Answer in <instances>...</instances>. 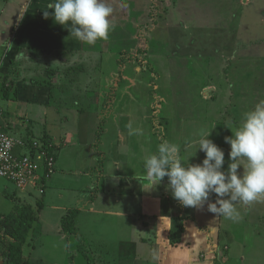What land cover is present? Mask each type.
<instances>
[{
    "label": "rangeland",
    "instance_id": "374dc122",
    "mask_svg": "<svg viewBox=\"0 0 264 264\" xmlns=\"http://www.w3.org/2000/svg\"><path fill=\"white\" fill-rule=\"evenodd\" d=\"M17 1L24 2V6H19V11L15 7L8 10L10 22L14 19L17 22L6 39L8 43L32 44L28 50L36 60L31 64L37 73L40 72H34V77L47 79L46 68L65 72L69 67L80 66L73 82H70V74L62 77L58 72L49 78L55 81L49 84L50 87L54 84L50 106L55 108L47 110L46 121L35 125V135L37 139L48 131L56 137L71 135L76 140L75 146L65 147L59 142L63 139L55 142L62 151L63 162L65 156L70 158L75 151L82 158L92 157L97 152L99 158L92 171L101 174L103 179L99 189L88 190V199L92 200L109 185L116 186L118 176L146 178L143 159L145 155L156 153L158 145L164 141L179 146L185 164H197L205 155L202 151L196 152L198 140L210 132L209 138L224 150V169H227L230 145L225 137L231 136V129L234 131L240 125L244 114L264 99V0H152V3L149 0H106L113 9L112 26L107 39L91 45L71 33L52 29L55 25L43 24L45 30H41L40 25L47 19L44 11H53L47 9L48 2ZM2 29L9 31V24ZM63 35L66 40L56 48L55 39ZM139 48H145L146 53H139ZM10 49L0 48V57L2 52L9 55ZM17 49L15 47L16 52ZM121 60L124 62L122 69ZM6 62L4 59V64ZM28 78L26 75L24 82ZM5 103L0 98V104ZM129 123L143 134L129 135ZM37 139H32L33 146L41 143ZM26 143L18 141L19 147ZM64 148L70 152L63 151ZM85 161H69L74 171L64 174L68 183L85 185L87 179L77 173V167L85 165ZM114 162H119V167ZM39 178V175L30 178L29 183L21 187L10 180L13 190L19 191L14 194L18 200L9 203L6 197L0 196V217L12 213L15 206H31L30 212L35 215V226L31 225L21 246L22 264H157L154 252L148 254L141 243H137L134 250L130 244L131 251L119 246L122 239L115 229V219L112 226L101 229L109 237L98 238L105 245L91 248L96 257L88 249H82L80 242L81 250L73 245L69 247L68 240L72 237L76 238L75 244L78 243L79 231L89 235L87 240L96 244L90 225L91 221L100 225L99 216L82 218L78 229L76 215L75 233L65 231L61 219L68 211L79 209L72 206L64 214L55 210L66 202L67 194L66 198H52L54 206L41 211L51 200L46 201L48 191L44 193L46 185L38 181ZM0 180L6 179L0 176ZM167 183L165 177L151 188L153 194L163 199V213L168 200L165 214L171 210L178 212L175 203L184 206L172 197ZM20 192L34 194L27 199ZM209 198L215 200L216 196L211 194ZM137 201L134 200V214L141 210ZM234 206L240 214L239 219L233 221L218 216V233L207 241L216 247L211 250V256L200 252V264H264V198L251 205L238 201ZM193 212L196 213L193 207L184 206L180 213L192 216ZM57 220L60 236L59 232L41 226L44 221L52 226ZM172 229L173 226L171 240L174 241L177 230L176 227ZM2 234L0 231V264H7L6 254H2L5 249ZM135 236L151 243L153 240L142 232Z\"/></svg>",
    "mask_w": 264,
    "mask_h": 264
},
{
    "label": "crops",
    "instance_id": "0c3cea01",
    "mask_svg": "<svg viewBox=\"0 0 264 264\" xmlns=\"http://www.w3.org/2000/svg\"><path fill=\"white\" fill-rule=\"evenodd\" d=\"M38 1L40 3L52 2V0ZM149 1V3H152V0ZM19 6L23 8L24 2L17 0L6 2L5 0H0V48L6 50L12 47V49L9 50V55H3L4 53L2 52L1 57L3 56L7 61L5 64L4 59L0 57V75H2L0 83L3 77L8 76L9 80L13 81L11 93H14L9 99H4L0 95V98L6 101L4 105L0 104L2 107V114H0V131H6L8 135L14 139L28 142L30 138L37 139L35 135V125L38 122L46 121L47 110L49 108L54 109L55 107L54 105L50 106L51 93L49 87L36 85L30 81L31 79L35 80V78H37L34 77V72L37 73V69H35L36 67H32L31 64V62L36 60V57L28 50L32 47V44L27 43L28 45H19L14 41L8 43L9 39H6L8 35L10 36L13 33L15 22H17V19L10 22L7 16L8 10H14L13 8L15 7V10L19 11L21 10ZM8 24L10 30L7 31L6 29L3 31L2 26L6 27ZM43 24L55 25L56 27H52V29L58 30V32H62L63 34H70V30H67L68 27L57 24L50 16L40 25L41 30H45V25ZM38 31H40V29ZM66 38L67 37L63 35L55 39L56 48H59ZM15 47L18 48L17 52ZM21 55H23L24 58L21 57ZM11 60L19 63L18 66L15 64L17 67L16 71L14 70L15 68L12 67L13 63H11ZM38 60L41 64H45L42 60ZM37 74H40V72ZM26 75H29V78L24 82L26 80ZM18 134L19 136H17ZM45 135L48 137L47 144L51 147L55 146L58 152L54 171L52 174L50 173L51 175L46 180V186L44 187V193L48 191V195H45L46 201L47 199L51 201L43 206L41 211L50 206H54L52 198H66L67 194H69V198L65 200L66 202L62 203V207L55 208V210H59L64 214L66 210L72 208V206L77 207V209H79L75 221L77 228L82 218L88 215L93 218H95L96 215L99 216L100 225H95L93 221H91L90 225L92 229L91 233H94L97 239L96 244L93 245L90 243L87 240L89 239V235H84V233L78 230L80 235L78 243L75 244L76 238L72 237L71 240H68L69 247L71 246V248H73L74 246L75 249H77V247L79 249V246H81L80 243H82V249L91 251V248L95 247L97 249L105 245V243H102L98 238L105 237L109 239V237L104 234L101 229L109 227L111 222L115 219V229L122 239L119 241V246L129 248V251H131L130 244L132 250H134L137 243H141L142 246H145L148 254L154 252V258L157 264H189L191 261L197 262L200 252H207L209 256H211L210 252L216 245H209L207 241L209 237L218 233L216 224L218 226L219 222L218 217L214 218V214L208 211L207 202L199 206H194L193 208L196 213L193 212L192 216L190 213H187V215L181 214L180 212L183 210L184 206L179 207L177 203H175V208H178V212L171 210V212L169 211V213L165 214L168 200H166L163 213V208L161 206L163 199L153 194L151 189H144L143 185L147 184V178L139 176H118L116 177V186L109 185L106 188V190L112 189L116 192H107L103 189L101 193L98 192V195L90 200L88 199V195H90L88 190L90 191L93 187L99 189V183L103 179L101 174L93 173L92 171L99 158L97 152H95L92 157L87 156L85 159L75 151V154H71L70 158L65 156V161L63 162L64 157L60 147L55 143L56 140L63 139V142L58 141L63 143L65 147L77 145L76 140L68 134H65L63 137H61V135L56 137L55 135H50L49 131L44 132L39 139ZM39 141L41 142V140ZM21 149V147H16V153L20 154ZM63 151L70 152L67 148H64ZM69 159L73 162L77 161L81 163L83 160H86V163L84 162L85 165L79 163L81 167H77V173L87 179L85 180V187H79L80 184L75 182L68 183L67 179L64 177V174H70L74 171L71 170ZM114 163L115 166L119 167V162ZM0 182H2L0 196L6 197L9 203H11L13 199L18 200L14 197V194L19 192L15 188V191L13 190L15 184L13 185L6 180H0ZM8 183L11 184L12 187H10ZM20 194L28 199L34 193L20 192ZM168 198L172 197L168 195ZM38 199L41 201L42 197ZM38 199L36 200L37 202ZM135 199H137V203L139 204L140 202L139 205H141V210L138 214H134L132 210ZM209 201L214 202L215 200L209 198ZM56 211L54 213H57ZM61 214H59V216H61ZM58 224L59 220H57L55 224H52V226L49 222L47 223L44 221L41 223V226L59 232L60 236L61 232ZM172 226L173 229L176 227L177 230L174 241L171 240ZM137 232H142L144 235L148 234L153 238L152 243L149 240H144V238L137 239V236L133 237ZM119 237L117 240H119ZM65 238L67 239V236ZM91 254L96 257L95 251H91ZM98 262L100 261L98 260ZM197 264H200V261H198ZM202 264L204 263L202 262Z\"/></svg>",
    "mask_w": 264,
    "mask_h": 264
},
{
    "label": "clouds",
    "instance_id": "9594fccd",
    "mask_svg": "<svg viewBox=\"0 0 264 264\" xmlns=\"http://www.w3.org/2000/svg\"><path fill=\"white\" fill-rule=\"evenodd\" d=\"M47 9L53 11H44L45 18L51 16L57 24L68 27L73 37L90 45L107 39L112 26L113 9L106 0H52ZM127 127L129 135L143 134L131 123ZM231 131L232 135L225 137L230 145L227 169H224V150L209 138L210 132L198 140L196 152L205 155L197 164H185L179 146L164 141L156 153L143 159L149 181L143 188H154L153 185L156 187L167 177L166 187L182 205L194 207L207 202L214 218L239 219L236 202L251 205L264 198V99L246 112L240 125ZM211 194L216 196L214 202L209 201Z\"/></svg>",
    "mask_w": 264,
    "mask_h": 264
},
{
    "label": "trees",
    "instance_id": "16d2710c",
    "mask_svg": "<svg viewBox=\"0 0 264 264\" xmlns=\"http://www.w3.org/2000/svg\"><path fill=\"white\" fill-rule=\"evenodd\" d=\"M163 0H159V2H162ZM141 54L146 53L145 48H139L137 50ZM62 58H64L62 56ZM12 67H14L15 71L17 70L16 65L18 66V62L11 60ZM16 64V65H15ZM121 64V68L124 65V62L121 60L119 62ZM55 68V67H54ZM52 68V69H54ZM80 71V66L74 65L73 67L67 68L65 72H62L60 69L55 70H48L47 68L44 70V74L47 73V79L46 78H36L35 81H31L32 83L36 85H42L50 87L49 84L54 83L55 81H51L49 78H51L55 72L59 73V76L65 77V75L70 74V82H73L72 80L74 77H77V73L75 74V71ZM79 70V71H78ZM121 71V70H119ZM1 89H0V95L4 99H9L14 93H11L13 81L9 80L8 76H5L2 78V81L0 83ZM54 85V84H53ZM53 85L50 87V93L52 94ZM14 91V88H13ZM50 94V98L51 95ZM115 97V93L112 95V99ZM1 111L2 108L0 107ZM2 114V113H1ZM3 133V132H0ZM6 134V133H5ZM8 135V133H7ZM14 139V138H13ZM16 141L15 146L11 149L10 154L15 156H20L24 158V156H29L28 160L32 162L33 165H36V168L33 170V172H36L40 176L39 181L44 184L46 183V180L49 178L47 173H53L54 167H55V161L57 160V149L55 146L51 147L47 144L48 137L45 135L40 138L41 143L36 144L33 146V140L30 138L28 139L29 142L26 143L22 149L24 148V152H20V154L16 153V147L19 148V144L17 139H14ZM21 149V150H22ZM21 158V159H22ZM52 160V165L49 166L48 162L49 160ZM37 175V177H38ZM6 181L10 182L9 179H6ZM15 184V183H14ZM16 185V184H15ZM42 208V207H41ZM30 210H32L31 206H15L14 211L9 214H3L2 217H0V231L3 233L2 238L5 242L4 244V250L2 251V254H6L5 262L7 264H22V260L20 257L21 253V246L24 244L25 239L27 238V234L31 225H34L35 223V215L34 213L31 214ZM78 214L77 210H70L68 213L61 219V225L63 229L71 234L75 233L74 228V218ZM9 236V237H8ZM7 239V240H6ZM79 249L81 250V246H79Z\"/></svg>",
    "mask_w": 264,
    "mask_h": 264
},
{
    "label": "built area",
    "instance_id": "2783aa9c",
    "mask_svg": "<svg viewBox=\"0 0 264 264\" xmlns=\"http://www.w3.org/2000/svg\"><path fill=\"white\" fill-rule=\"evenodd\" d=\"M1 114V109H0ZM16 141L5 133H0V176L14 181L19 187L29 183L28 179L37 177L38 174L33 172L36 165L24 158L10 154L11 149L15 146ZM22 158V159H21ZM48 165H52L50 159ZM50 173L48 172L47 175ZM39 181V179H38Z\"/></svg>",
    "mask_w": 264,
    "mask_h": 264
}]
</instances>
